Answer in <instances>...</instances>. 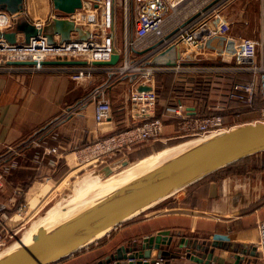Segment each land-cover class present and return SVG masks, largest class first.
Here are the masks:
<instances>
[{
  "label": "crops",
  "instance_id": "1",
  "mask_svg": "<svg viewBox=\"0 0 264 264\" xmlns=\"http://www.w3.org/2000/svg\"><path fill=\"white\" fill-rule=\"evenodd\" d=\"M36 1L25 0V4L33 6ZM125 1H116V43L121 48L126 36ZM236 1H240L244 8L250 2L253 12L261 11L262 14L263 9L264 13V0ZM118 8H123L124 18L117 17ZM263 18L264 15L261 21ZM134 28L132 21L129 31ZM261 35L264 37V24L253 37ZM148 53L149 50L139 52L137 57H144ZM258 59L264 62V47L258 49ZM217 62L220 64H214ZM146 63L154 65L157 72L177 73L175 81L185 82L190 88L192 84L188 80L208 75L214 79V76L219 75L216 71H223L229 65L221 61L188 62L183 64L187 70L178 71L174 50L155 53ZM73 66L79 65L48 64L38 70L31 65L0 68L1 165L5 152L40 132L41 142L47 148L56 146L61 152V155L43 152L40 159L31 155L18 157V160L15 157L3 163L8 166L16 162L15 168L8 173L0 169V212L4 211L12 197L15 188L12 186L20 191L19 195L28 182L31 185L26 194L37 189L35 185L40 174L36 175V170L48 174V170L57 169L59 161L63 160L61 157H67L68 150L143 121L132 110L129 100L131 90L140 85L135 81V75L117 81L112 65H94L89 76L75 80L72 78ZM241 73L250 72L236 71V74ZM108 82H112L107 89V96L112 102L113 112L110 119L97 124L93 117L90 92L95 86ZM166 85L170 86V83L166 82ZM166 95V99H160L155 108V115L162 112L168 100ZM205 98L201 99L200 107L192 98L175 96L173 99L183 101L200 114L199 108L205 105L208 107ZM163 118L164 122L170 120L163 126L164 133L172 132L176 121L164 114ZM142 165L140 161L135 166H129L127 172L140 170ZM7 174L11 175L10 179ZM46 178L49 179V176ZM8 180L13 185H9ZM200 180L194 187H189L190 184L162 199L119 225L107 236L54 264L99 263L116 254L119 249L128 248L134 239H137V245L141 248V242L146 236L156 235L160 231H169L172 242L161 244L160 248H152L150 262L163 259L164 264H262L257 241L258 224L264 219V151ZM115 184H109L108 187Z\"/></svg>",
  "mask_w": 264,
  "mask_h": 264
},
{
  "label": "built area",
  "instance_id": "2",
  "mask_svg": "<svg viewBox=\"0 0 264 264\" xmlns=\"http://www.w3.org/2000/svg\"><path fill=\"white\" fill-rule=\"evenodd\" d=\"M232 0H126L124 10L126 36L124 45L118 47L120 62L112 65V72L117 81L125 76L135 75L138 84L150 85L151 89L131 90L129 100L132 110L141 118V123H134L124 129L100 137L93 142L79 147L91 156L87 159L112 158L124 150L148 141L163 140L164 120L156 117L155 108L158 94L155 90L157 68L146 60L155 53L174 50L176 70L184 71V63L211 59L233 61L234 70L250 72L251 80H232L226 87V98H239L252 107L259 108L264 121V62L258 59V49L264 47V37H253L233 32L234 18L225 12ZM263 2V0H261ZM24 14L37 26H42L53 17L69 18L91 32L98 30L101 40L93 37L78 39L76 31L71 38L60 42L48 43L45 36L32 37L30 43L24 42V34L17 33V42L10 43L0 37V68H7L6 60H35L32 68H43L41 61L54 59L88 60L89 65L73 66L72 78L83 79L91 74L95 60H109L111 50V0H83V6L73 13L56 14L52 1L45 14L37 12L35 7L25 4ZM36 14V16H35ZM38 14V15H37ZM17 15L6 9H0V31L4 32L14 25ZM135 28L129 31L131 22ZM117 27V20H116ZM144 57H137L139 52L148 51ZM112 82L95 86L90 92L93 102V117L97 124L110 119L113 106L107 96V89ZM262 105L258 107L257 102ZM176 127L166 140L172 138L205 137L236 125H229L222 114L199 115L183 101L167 106ZM236 114L235 117H238ZM45 152L61 155L59 148H45ZM1 176V175H0ZM25 223L8 222L5 211L0 212V249L11 240L18 241L19 232ZM137 239L131 241L128 248L134 247ZM257 247L264 264V219L258 224ZM98 264V263H94ZM151 264H164L163 259H153Z\"/></svg>",
  "mask_w": 264,
  "mask_h": 264
},
{
  "label": "water",
  "instance_id": "3",
  "mask_svg": "<svg viewBox=\"0 0 264 264\" xmlns=\"http://www.w3.org/2000/svg\"><path fill=\"white\" fill-rule=\"evenodd\" d=\"M56 14L73 13L83 6V0H51ZM25 0H0V9L17 15L12 28L1 32L0 37L10 43L17 42V33L24 34V42L32 37L45 36L48 43L64 42L76 31L78 39L93 37L101 40L100 32L84 28L74 20L53 17L42 26H37L24 14ZM111 50L109 60H95L94 65H115L120 60L116 43V0H111ZM6 65H33L35 60H6ZM41 64L89 65L88 60L54 59L43 60ZM140 84L139 90L151 89ZM192 113L196 111L190 107ZM191 143L174 155L158 162L132 180L79 207L67 217L48 227L41 226L32 239L0 257V264H54L78 251L87 248L110 234L125 221L140 214L162 199L209 176L241 159L264 151V121H250L190 141ZM122 161V160H119ZM123 164L128 161L123 160ZM116 165V164H114ZM111 165L104 170L110 173ZM169 231L146 236L141 248L119 249L116 254L98 264H151L152 248L170 244ZM198 255H201L198 252ZM210 258V257H209ZM125 261V262H123Z\"/></svg>",
  "mask_w": 264,
  "mask_h": 264
},
{
  "label": "rangeland",
  "instance_id": "4",
  "mask_svg": "<svg viewBox=\"0 0 264 264\" xmlns=\"http://www.w3.org/2000/svg\"><path fill=\"white\" fill-rule=\"evenodd\" d=\"M50 1L51 0H37L33 4V8L35 7V10L38 13L41 12L42 14H45ZM250 8V2L247 8H244V5H241V2L236 0H232L230 4L226 6L225 12L234 18L233 32L235 34L254 36L258 34L259 28L262 24H264V18L261 21V18L264 15L263 9L261 14V11L253 12ZM118 9L119 11H117V17L121 16V18H124L123 8ZM207 61L215 62L221 60L211 59ZM221 62H227L229 64L228 68L223 71H216L219 73V75L215 72L217 75L214 76V79L212 78L211 93L207 96V98H205V103H207L208 105V107L206 105L205 107L213 111H220L226 108L229 100L226 98L224 92L226 91V87H229L230 82H232V80H234L236 77L234 62ZM261 103L262 102L260 100L257 102L258 107L262 105ZM256 109H258V114L256 113L255 115L250 117H245L242 115L235 117L236 114H230L226 116L227 123L229 125H239L242 123L262 119L260 109ZM167 122L169 123L170 120L165 121V123ZM172 132L165 134L163 128V134L161 135V138L163 140L157 141L165 145L169 144L166 147L169 148L176 144L188 142L195 139L194 137H186L166 140V137H169ZM41 141L42 138L40 132L38 134H35L33 137H30L27 140L23 141L20 145L11 147V149H9L3 155L2 158L4 159V161L2 162V165L0 161V169L3 168V170L8 173L12 168H15L14 164H16V162H11L12 164L10 163L8 166L3 165V163L11 161L15 157H17L15 160H18V157L24 158L27 154H30L31 156L40 159L46 148L45 143ZM157 141L139 143L133 146L131 149L124 150L123 152L114 155L112 158H102L97 160L93 158L92 160L87 159L88 156H91V154L87 151H82L80 148H72L71 150H68V152L66 153L67 157H61V159L63 160L59 161L58 165L56 166V170H48L50 171L48 174H43L41 170H36V175L40 174L39 178L36 180L37 183L35 186L37 187V189L30 190L29 193L26 194L25 192L31 185V182H28L27 184H24L22 188V194L19 195L18 193H20V191L16 190V186H12L13 188L15 187L14 192L12 194V197L8 200V205H6V208L4 209V211L8 215V222L10 224H13L16 221L25 223L19 232V237L23 238V240H27L25 235L27 234V231L32 226V224L39 221L40 217H42L46 213H49L55 206L70 204V211L75 210L76 207L81 205L80 202L85 203L87 201H90L91 199L97 197L100 193L104 192L105 188L101 185L102 181L107 179L106 176H109L111 173V177L114 175L116 176L121 172L127 170L129 166H135V164H137L138 162L144 161L151 155L166 149L164 148L162 150L153 152L152 154L143 158H141V154L139 156L132 155L131 152L134 151L135 147L139 149L146 144H153ZM170 141H174V143H170ZM119 160H126L128 161V164L125 165L122 161ZM105 165H111V167L115 169L114 172L105 173L106 176L95 174V172L99 173L98 171H101ZM46 176H49V179H47ZM7 178L10 179L11 175L7 174ZM8 182L10 185V180H8ZM18 241L15 242V240H11L0 249V253L8 249L7 247L11 246L12 244H16Z\"/></svg>",
  "mask_w": 264,
  "mask_h": 264
},
{
  "label": "trees",
  "instance_id": "5",
  "mask_svg": "<svg viewBox=\"0 0 264 264\" xmlns=\"http://www.w3.org/2000/svg\"><path fill=\"white\" fill-rule=\"evenodd\" d=\"M214 64H220V62L214 63ZM177 73L175 72H156L155 73V90L158 94L157 98V105L160 101V99L164 98L168 94V100L164 104L162 108V112H157L156 117L163 118V114L165 116H169L172 118V114L168 111L167 106L169 104L176 103L177 100H174L173 98L175 96H178L179 98H192L195 99L198 102V107H200L201 98L207 97L211 93V85H212V75H208L206 77H196L194 80H188L189 83L192 84V88L188 87L187 83H182L177 80ZM253 78V75L250 73H241L236 74L235 80H251ZM167 83H170V86L166 85ZM168 92V93H166ZM156 105V107H157ZM199 111L201 113H197L199 115H211V114H222L223 116H228L230 114H239L245 117H250L258 114V109L255 107H252L250 104H248L246 101L239 99V98H232L229 99L228 105L224 110L220 111H213L210 109H207L206 107L199 108ZM174 143V141H170V143ZM169 143V142H168ZM169 145V144H168ZM168 145H165L161 142H155L153 144H146L142 148L134 150L132 153L133 156H142L146 157L153 152L162 150L166 148ZM26 156H30V154H27ZM253 156V155H252ZM249 157H246L244 159H241L229 166L236 165L244 160H247ZM228 167V166H227ZM201 180H198L194 183H192L189 187H194L196 184H198Z\"/></svg>",
  "mask_w": 264,
  "mask_h": 264
},
{
  "label": "bare ground",
  "instance_id": "6",
  "mask_svg": "<svg viewBox=\"0 0 264 264\" xmlns=\"http://www.w3.org/2000/svg\"><path fill=\"white\" fill-rule=\"evenodd\" d=\"M191 142H184V143H180V144H176L174 146H171L169 148H166L158 153H155L153 155H151L149 158L145 159L143 162V165L141 166L142 168L140 170H135L132 169V171L127 172V170L121 172L120 174L113 176L112 178H110L111 176V172H114L115 169H113L111 166V174L109 176H106L105 173L106 170L102 169L101 171H98L99 173L95 172V174H99L100 176L104 175L107 177V179H105L104 181H102V187L105 188L104 192L100 193L97 197L91 199L94 200L100 196H103L104 194L110 192L111 190L121 186L122 184L132 180L133 178H135L136 176L140 175L141 173L145 172L146 170H148L150 167H152L153 165L157 164L158 162L174 155L175 153L179 152L180 150L184 149L186 146H188ZM140 168V167H139ZM112 183H116L113 187H108L109 184ZM98 189V188H97ZM80 195V194H79ZM90 200V201H91ZM87 201L85 203L80 202L81 205H79L78 207L75 208L78 209L79 207L83 206L84 204L90 202ZM71 205L67 204V205H57L54 208L51 209V211L49 213H46L45 215H43L42 217H40L39 221L34 222L32 224V226L28 229L27 234L25 235L27 240H23V238H21L16 244H12L11 246L7 247L8 249L4 250L3 252L0 253V257L2 255H4L5 253H7L10 250H13L17 247H19L21 244H26L28 243L33 235L38 231V229L43 226V227H48L51 226L52 224L58 222L59 220L64 219L65 217H67L69 214H71L73 211L75 210H71Z\"/></svg>",
  "mask_w": 264,
  "mask_h": 264
}]
</instances>
